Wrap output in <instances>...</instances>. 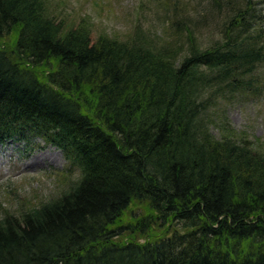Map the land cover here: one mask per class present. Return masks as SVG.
I'll list each match as a JSON object with an SVG mask.
<instances>
[{
    "label": "trees",
    "instance_id": "16d2710c",
    "mask_svg": "<svg viewBox=\"0 0 264 264\" xmlns=\"http://www.w3.org/2000/svg\"><path fill=\"white\" fill-rule=\"evenodd\" d=\"M208 3L225 14L204 47L189 20L176 41L94 38L51 0H0V143L39 138L78 173L2 211L0 264H264V141L217 108L264 64V15Z\"/></svg>",
    "mask_w": 264,
    "mask_h": 264
},
{
    "label": "rangeland",
    "instance_id": "374dc122",
    "mask_svg": "<svg viewBox=\"0 0 264 264\" xmlns=\"http://www.w3.org/2000/svg\"><path fill=\"white\" fill-rule=\"evenodd\" d=\"M256 1L255 13L264 15V0ZM51 5L67 24L89 16L94 38L107 33L125 40L140 25L155 39L176 41L172 26L179 19L189 20L204 47L223 36L225 11L216 15L208 0H51ZM175 5L179 11L170 15ZM250 80L249 89L223 97L217 108L226 109L231 127L244 131L252 141H264V64ZM211 130L219 137L218 128L211 126ZM0 159V214L4 209L16 211L22 202L52 197L67 185L68 178L78 175L65 174L68 162L63 151L39 138L28 150L14 140L0 143Z\"/></svg>",
    "mask_w": 264,
    "mask_h": 264
},
{
    "label": "bare ground",
    "instance_id": "6f19581e",
    "mask_svg": "<svg viewBox=\"0 0 264 264\" xmlns=\"http://www.w3.org/2000/svg\"><path fill=\"white\" fill-rule=\"evenodd\" d=\"M1 160V159H0ZM3 160L0 161V164H2Z\"/></svg>",
    "mask_w": 264,
    "mask_h": 264
}]
</instances>
